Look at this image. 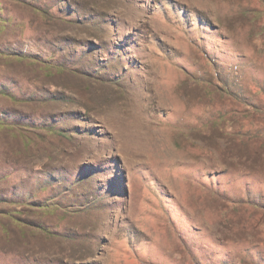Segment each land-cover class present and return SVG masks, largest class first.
<instances>
[{
    "label": "rangeland",
    "instance_id": "obj_1",
    "mask_svg": "<svg viewBox=\"0 0 264 264\" xmlns=\"http://www.w3.org/2000/svg\"><path fill=\"white\" fill-rule=\"evenodd\" d=\"M0 10V264H264V0Z\"/></svg>",
    "mask_w": 264,
    "mask_h": 264
},
{
    "label": "trees",
    "instance_id": "obj_2",
    "mask_svg": "<svg viewBox=\"0 0 264 264\" xmlns=\"http://www.w3.org/2000/svg\"><path fill=\"white\" fill-rule=\"evenodd\" d=\"M1 10H0V18H1ZM1 29V26H0ZM5 56L6 58H14L16 60L19 61H24L28 59V55H26V53H19L15 47H12L11 49H4L1 50L0 49V56ZM37 61V59H35ZM51 59H45V61L47 62L46 64L53 67V64L50 61ZM34 61V62H36ZM38 62V61H37ZM58 70H63L62 68H59ZM1 123V121H0ZM1 126V125H0ZM233 137H238L240 136V138L243 136L244 138H246L247 140H250L253 137V134L251 132V129L246 130L245 132H242L241 130H235L233 131L231 134H229Z\"/></svg>",
    "mask_w": 264,
    "mask_h": 264
}]
</instances>
